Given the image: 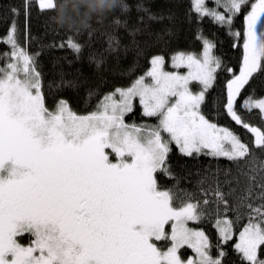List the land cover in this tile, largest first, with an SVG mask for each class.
Listing matches in <instances>:
<instances>
[{
	"label": "snow or ice",
	"instance_id": "6c2138e0",
	"mask_svg": "<svg viewBox=\"0 0 264 264\" xmlns=\"http://www.w3.org/2000/svg\"><path fill=\"white\" fill-rule=\"evenodd\" d=\"M248 3L212 0L210 7L207 0H192V8L200 20L211 18L231 31ZM38 7H59L67 14L69 5L67 0L59 6L56 0H38ZM78 7L88 8L82 22L88 27L96 6ZM9 11L19 15L16 8ZM244 25L238 75L214 54L215 43L200 34V54L178 52L171 58L174 68L188 69L186 74L164 71V56H153L145 75L130 87L115 88L95 111L80 115L62 99L53 110L46 106L36 58L19 44L13 19L0 40L9 46L0 66V264H222L223 250L214 257L209 236L188 226L200 221L206 209L157 183L158 172L172 176L167 160L173 142L184 155L206 152L226 157L238 169L244 166L242 174L250 183L234 203L236 209L248 210V223L234 248L245 264H264V130L246 123L237 109L241 91L254 74L264 72V0L251 3ZM231 34L241 37L240 31ZM53 47L75 54L82 50L71 36ZM222 67L232 73L222 107L253 134L254 148L202 113ZM194 83L197 92L190 87ZM137 97L143 115L157 118L156 125L125 123ZM243 108L258 110L264 120V98L248 96ZM257 171L259 192L254 193L251 182L257 177L252 173ZM214 191L215 228L219 240L227 243L234 221L219 210L229 203L226 194L219 186ZM175 200L180 201L176 206ZM253 201L259 203L254 206ZM25 234L30 239L22 244ZM156 242H167L166 250ZM184 246L195 256L182 259L179 250Z\"/></svg>",
	"mask_w": 264,
	"mask_h": 264
},
{
	"label": "trees",
	"instance_id": "16d2710c",
	"mask_svg": "<svg viewBox=\"0 0 264 264\" xmlns=\"http://www.w3.org/2000/svg\"><path fill=\"white\" fill-rule=\"evenodd\" d=\"M26 2L29 3L27 9ZM63 2L56 0L58 6ZM207 2L214 6L212 0ZM67 3V19L61 23L59 7L55 11L41 10L36 0H0V40L15 19L18 42L25 43L27 51L36 58L45 104L50 110L62 99L77 114L95 111L106 94L145 75L154 55L164 56L167 68L176 51L198 53L202 47V41L198 38L200 34L210 37L215 43L214 54L221 58L224 67L231 68L235 74L240 69L243 50L238 39L211 18H197L191 0H122L111 10L98 6L101 0H67ZM89 4L95 5L96 11L89 19L88 27H84L82 22L88 8L78 6ZM11 8L18 9L19 15L14 16L9 11ZM68 21L72 22V26ZM69 36L81 44L79 54L67 47H53L66 42ZM8 51L9 46L0 42V66L6 63L2 54ZM224 67L218 70L215 84L206 93L202 113L207 119L232 130L242 142L254 148L253 134L237 125L222 107L226 83L232 78V73L225 71ZM248 96L264 98V72L254 74L237 99V109L242 118L264 130L260 112L243 108V101ZM125 119L131 124L154 120L153 117L144 116L138 104L126 114ZM170 149L167 164L172 176L158 172L157 183L162 190L170 189L174 196L178 195L181 199L191 197V202L199 201L201 207L206 209L202 219L194 224L209 236L214 257L223 250L225 256L222 264H245L234 245L238 233L248 223V210L236 209L234 202L250 183L242 174V170L246 169L243 165L238 169L226 157L212 156L206 152L184 155L174 143ZM252 174L257 177L256 181L251 182L253 192L258 193L259 172ZM217 186L229 201L228 205L221 204L219 210L223 216L234 221V234L227 243L219 240L215 228L217 197L214 190ZM204 201H208V205ZM174 202L179 204L180 201ZM253 203L256 206L259 201ZM225 207L229 209L227 212H224ZM28 241L29 238L26 241L24 237L21 238V243ZM186 251L190 252L191 249L188 246L180 249L183 257L188 253Z\"/></svg>",
	"mask_w": 264,
	"mask_h": 264
},
{
	"label": "rangeland",
	"instance_id": "374dc122",
	"mask_svg": "<svg viewBox=\"0 0 264 264\" xmlns=\"http://www.w3.org/2000/svg\"><path fill=\"white\" fill-rule=\"evenodd\" d=\"M37 1V3H38V0H36ZM253 2H255V0H249V3H248V5L246 6V8H245V10H244V12H242L241 14H240V17H239V15H238V18H237V20L234 18V20H233V24H232V28H231V31H229V29H228V27L227 26H225V29H226V31H227V33L228 34H231V33H233V32H236V31H240L241 32V37L238 39V42L241 44V47H242V45H243V31H244V27H245V25H244V14H245V12L250 8V5H251V3H253ZM191 3H192V0H191ZM209 5V4H208ZM210 6V5H209ZM211 7V6H210ZM241 18V19H240ZM205 37H207V36H205ZM208 39H210L211 40V38L210 37H207ZM23 48H25L26 49V45H25V43H23V42H21V43H19ZM27 50V49H26ZM202 47H201V49H200V51L198 52V53H195V54H200L201 52H202ZM242 50H243V47H242ZM178 52H186V53H193V52H188V51H176L174 54H173V56L176 54V53H178ZM157 55H160V54H156V55H154V56H157ZM161 56V55H160ZM172 58V57H171ZM169 66L170 67H165V65H164V71H169V72H171V71H179L181 74H186L187 73V71H188V69L186 68V67H182V68H180V69H176V68H174L173 67V64H172V59L170 60V62H169ZM150 67H151V64H150ZM149 67V68H150ZM149 70V69H148ZM240 70V69H239ZM237 75L239 74V71L236 73ZM139 78V77H138ZM137 79V78H136ZM135 79V80H136ZM231 79V78H230ZM134 80V81H135ZM133 81V82H134ZM132 82V83H133ZM132 83H130L129 85H127V86H125V87H130L131 86V84ZM190 87L192 88V91H194V92H197V91H199L200 90V88H199V86H198V84H193V85H190ZM254 99H259V98H254ZM135 104H138L139 105V107H140V111H141V113L143 114V109H142V106L140 105V102H139V98L137 97V98H135L134 99V101H133V107H134V105ZM82 115H84V114H82ZM126 116V115H125ZM154 118V120H150V121H148V122H145V123H143V124H135V125H137V126H139V125H150V126H154V125H156L157 123H158V119L157 118H155V117H153ZM124 120H125V123L126 124H129V125H132L130 122H128V121H126V119H125V117H124ZM244 120V119H243ZM210 121H212V120H210ZM246 123H249L248 121H246V120H244ZM212 122H214V121H212ZM214 123H216V122H214ZM218 124V123H217ZM250 124V123H249ZM218 125H220V126H223V127H226V126H224V125H221V124H218ZM251 125V124H250ZM165 135V137L167 138V134L165 133L164 134ZM174 143V142H173ZM175 144V143H174ZM176 145V144H175ZM110 158H112L113 159V162H115V159H114V157H110ZM176 204H178V203H175L174 202V206H176ZM196 221H192V222H189V227H191V228H200V227H198V226H196L194 223H195ZM200 229H202V228H200ZM166 230L167 231H169L170 232V224L169 225H166ZM203 230V229H202ZM24 240L26 241L27 240V238H29L30 239V237L27 235V234H25L24 236ZM238 237H239V233H238V236H237V239H236V242H238ZM20 242H21V238H20ZM235 242V243H236ZM157 243V245H158V247H161L162 249H164V250H166V247L168 246V244H167V242H156ZM22 244H25V243H22ZM27 244V243H26ZM191 249V248H190ZM186 252H188V251H186ZM179 254H180V256H181V258L182 259H187V258H189V257H194L195 256V253H194V251L191 249V251L190 252H188L186 255H185V257H183L182 256V254H181V252H180V250H179Z\"/></svg>",
	"mask_w": 264,
	"mask_h": 264
},
{
	"label": "clouds",
	"instance_id": "9594fccd",
	"mask_svg": "<svg viewBox=\"0 0 264 264\" xmlns=\"http://www.w3.org/2000/svg\"><path fill=\"white\" fill-rule=\"evenodd\" d=\"M85 2H87V0H85ZM119 3H122V0H101V4L98 6H102L105 9L111 10L114 6H116ZM88 6H91V4H89ZM60 18L67 19V14H65L62 8L60 9ZM68 23L69 26H72L71 21H68Z\"/></svg>",
	"mask_w": 264,
	"mask_h": 264
}]
</instances>
